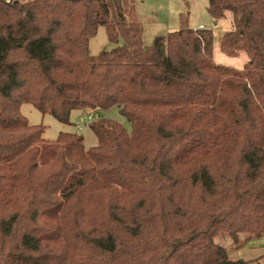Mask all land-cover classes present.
<instances>
[{
  "label": "trees",
  "instance_id": "1",
  "mask_svg": "<svg viewBox=\"0 0 264 264\" xmlns=\"http://www.w3.org/2000/svg\"><path fill=\"white\" fill-rule=\"evenodd\" d=\"M206 10L231 14L241 70L183 16L144 47L132 0H0V264H243L214 238L264 236V0ZM99 27L116 46L91 56ZM22 104L63 125L117 108L131 131L45 141Z\"/></svg>",
  "mask_w": 264,
  "mask_h": 264
},
{
  "label": "rangeland",
  "instance_id": "2",
  "mask_svg": "<svg viewBox=\"0 0 264 264\" xmlns=\"http://www.w3.org/2000/svg\"><path fill=\"white\" fill-rule=\"evenodd\" d=\"M136 16L142 27V44L149 47L153 44L155 38L163 37L167 34L180 29V17L183 16L187 25L196 29L199 25L204 28L217 32L218 36L213 38L212 59L217 65L232 67L241 70L248 62L244 53L235 57L224 55L219 50L218 37L224 32L232 29L231 14L228 13L224 19L216 22L209 16L206 8L208 0H132ZM122 42L119 41L118 45ZM116 45L109 43L105 29L99 27L95 36L88 43V53L96 56L102 50H110ZM83 113H92L97 118H106L119 123L127 132L130 133V123L119 114L117 108H111L105 111L93 110L81 111ZM20 114L27 120L31 126L41 125L44 130L42 139L45 141L56 140L59 133L69 132L78 133L84 139L86 148L96 145V138L89 129L88 125L81 131L75 128L78 112L70 114L71 125H63L57 122L48 114H42L30 104L20 106ZM84 114H81L82 116ZM79 116V117H80ZM215 243L227 251L228 258L231 261H242L243 264H264V236L254 237L249 234H239L236 240H232L227 234H219L214 238ZM58 248V246H55Z\"/></svg>",
  "mask_w": 264,
  "mask_h": 264
},
{
  "label": "built area",
  "instance_id": "3",
  "mask_svg": "<svg viewBox=\"0 0 264 264\" xmlns=\"http://www.w3.org/2000/svg\"><path fill=\"white\" fill-rule=\"evenodd\" d=\"M159 1H162V0H159ZM203 29H204L203 26H199L197 29H194V30H203ZM96 119H97V116L93 115L91 112L80 116L78 118V124H77L78 131H81L84 126L95 121Z\"/></svg>",
  "mask_w": 264,
  "mask_h": 264
},
{
  "label": "crops",
  "instance_id": "4",
  "mask_svg": "<svg viewBox=\"0 0 264 264\" xmlns=\"http://www.w3.org/2000/svg\"><path fill=\"white\" fill-rule=\"evenodd\" d=\"M227 14H228V13L225 14V17L228 16ZM214 25H216V22L214 23ZM199 26H203V25H199ZM199 26H198V27H199ZM198 27H197V28H198ZM203 27H204V26H203ZM197 28H196V29H197ZM204 29H206V28H204ZM217 36H218V33H217V32H213V37H217ZM72 112H74V111H72ZM72 112H71V113H72ZM76 112H78V117H77V121H76V123L74 124L75 128H77V124H78V118H79V116H80L81 114H83L81 111H76ZM84 127H85V126H84ZM84 127H83V128H84ZM83 128H82V129H83Z\"/></svg>",
  "mask_w": 264,
  "mask_h": 264
}]
</instances>
